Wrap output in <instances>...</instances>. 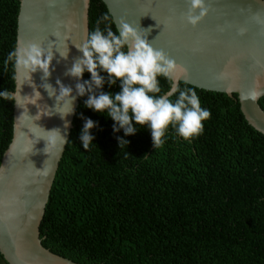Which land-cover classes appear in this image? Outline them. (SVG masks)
Instances as JSON below:
<instances>
[{
  "label": "trees",
  "instance_id": "16d2710c",
  "mask_svg": "<svg viewBox=\"0 0 264 264\" xmlns=\"http://www.w3.org/2000/svg\"><path fill=\"white\" fill-rule=\"evenodd\" d=\"M17 6L0 0V92L13 89V64L4 62L14 50ZM105 13L99 0H88L87 34ZM90 78L84 72L80 82ZM158 81L162 93L169 89L168 79ZM179 88L193 89L211 116L190 140L170 125L155 148L147 126L133 122L129 136L113 132L106 112L86 108L87 95L76 98L37 227L42 248L76 264H264V136L245 123L235 94ZM120 90L119 81L101 89ZM11 105L0 98V155ZM257 105L264 113V95ZM85 118L96 123L87 150Z\"/></svg>",
  "mask_w": 264,
  "mask_h": 264
},
{
  "label": "water",
  "instance_id": "95a60500",
  "mask_svg": "<svg viewBox=\"0 0 264 264\" xmlns=\"http://www.w3.org/2000/svg\"><path fill=\"white\" fill-rule=\"evenodd\" d=\"M99 1L115 31L121 18L133 26L139 23L140 28L151 29L147 39L152 47L163 50L186 69L180 83L227 97L235 94L245 123L264 136V113L258 99H242L256 85L259 97L264 95V0H205L210 10L195 27L183 19L188 0ZM87 2L18 0L14 49L31 42L51 47L54 70L47 81L41 80V73H34L30 85L23 75L17 78L13 67L12 91L18 95L11 105L10 139L0 155V256L6 264H76L49 253L38 239L37 227L64 147L45 149L41 138L46 139L45 131L59 129L67 140L76 105L75 99L73 111L61 118L52 110L55 98H50L41 84L56 87L59 80L71 86L76 95L78 81L65 73L82 56L74 45L86 39ZM67 46L68 57L63 59L58 52H66ZM169 83L168 90L173 81ZM32 85L40 92L38 101L31 97Z\"/></svg>",
  "mask_w": 264,
  "mask_h": 264
},
{
  "label": "clouds",
  "instance_id": "9594fccd",
  "mask_svg": "<svg viewBox=\"0 0 264 264\" xmlns=\"http://www.w3.org/2000/svg\"><path fill=\"white\" fill-rule=\"evenodd\" d=\"M189 8L184 14L185 22L195 27L209 12L210 8L205 0H188ZM107 22L101 30L100 23ZM94 31L87 34L86 39L79 45H74L82 56L76 58L65 75L78 81L73 88L65 86L59 80L56 87L44 82L41 87L50 98H55L52 109L61 118L73 111V102L79 97L87 95L85 107L97 113H107L112 119L113 132L123 130L125 136L133 135L138 127L147 126L151 133L154 148L162 146L166 130L171 125L177 135L190 140L203 133V122L208 120L211 112L201 107L197 93L191 88H179V80L186 73V69L170 58L160 49H154L147 39L151 29H142L121 18L116 22L117 31L111 27L108 13L103 14L97 21ZM243 29L239 34H243ZM67 51L59 53L63 59L68 57ZM54 53L36 42L18 46L11 51L5 60V66L12 62L17 78L21 75L32 84L34 73H41V80L47 81L51 75V64ZM84 72L90 74V80L79 82ZM101 73L106 74V78ZM158 77L173 81L170 90L162 93ZM120 82V92L116 94L101 91L105 83L111 87ZM23 85V83L21 84ZM20 85V87H21ZM33 87L36 101L41 99L40 92ZM256 85L248 96L242 99H258L261 92ZM178 93L175 101L170 98ZM18 93L8 89L0 92V98L12 102ZM20 95V92H19ZM18 105V103H16ZM35 105V104H33ZM59 108L60 111H55ZM67 108L68 111H64ZM62 113V114H61ZM47 116V115H46ZM41 118V117H40ZM67 127V124L65 125ZM96 127L91 119H84L80 140L85 150L89 148L94 137L90 130ZM44 130V129H43ZM45 131V130H44ZM46 132V147H63L68 141L61 135L59 129ZM119 146L127 145L128 141L118 137Z\"/></svg>",
  "mask_w": 264,
  "mask_h": 264
},
{
  "label": "rangeland",
  "instance_id": "374dc122",
  "mask_svg": "<svg viewBox=\"0 0 264 264\" xmlns=\"http://www.w3.org/2000/svg\"><path fill=\"white\" fill-rule=\"evenodd\" d=\"M0 264H2L1 261H0Z\"/></svg>",
  "mask_w": 264,
  "mask_h": 264
}]
</instances>
